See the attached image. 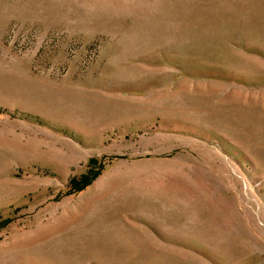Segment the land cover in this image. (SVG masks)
<instances>
[{
    "label": "rangeland",
    "instance_id": "obj_1",
    "mask_svg": "<svg viewBox=\"0 0 264 264\" xmlns=\"http://www.w3.org/2000/svg\"><path fill=\"white\" fill-rule=\"evenodd\" d=\"M0 264H264V0H0Z\"/></svg>",
    "mask_w": 264,
    "mask_h": 264
},
{
    "label": "trees",
    "instance_id": "obj_2",
    "mask_svg": "<svg viewBox=\"0 0 264 264\" xmlns=\"http://www.w3.org/2000/svg\"><path fill=\"white\" fill-rule=\"evenodd\" d=\"M90 164H94V161H91L90 162ZM91 166H93V165H89V167H91ZM96 174H92V176L90 177V176H88V175H84L83 177H82V182H83V187H85V186H87L88 184H89V182H90V179H92L94 176H95ZM79 182H77V181H72V184H74V185H77ZM82 189V187L81 188H78L77 190H81Z\"/></svg>",
    "mask_w": 264,
    "mask_h": 264
},
{
    "label": "bare ground",
    "instance_id": "obj_3",
    "mask_svg": "<svg viewBox=\"0 0 264 264\" xmlns=\"http://www.w3.org/2000/svg\"><path fill=\"white\" fill-rule=\"evenodd\" d=\"M179 224V223H178Z\"/></svg>",
    "mask_w": 264,
    "mask_h": 264
}]
</instances>
